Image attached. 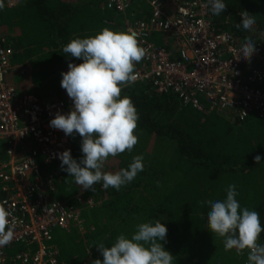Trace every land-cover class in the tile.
I'll list each match as a JSON object with an SVG mask.
<instances>
[{
  "label": "trees",
  "instance_id": "1",
  "mask_svg": "<svg viewBox=\"0 0 264 264\" xmlns=\"http://www.w3.org/2000/svg\"><path fill=\"white\" fill-rule=\"evenodd\" d=\"M163 1L172 6L173 0ZM224 3L227 6L219 16L210 12L215 31L230 33L242 42H264V0ZM3 5L0 39L7 36L4 43L13 50L8 80L16 93L62 100L66 105L72 101L60 86L61 73L68 70L69 63L81 61L64 53L63 47L103 28L125 32L123 21L132 11L137 18L150 15L146 0H133L125 14L107 8L106 0H25L15 8ZM243 11L256 21L251 32L236 27ZM150 41L177 51L173 40L160 33H152ZM121 96L130 97L137 110L134 134L138 142L131 152L110 156L102 170L119 171L142 155L143 171L131 183L119 191L105 190L101 183L92 191L84 190L59 164H40L41 172L51 180L46 192L50 202L79 212L78 223L53 231L60 264L103 260L96 246L110 247L118 235L130 237L138 224L155 221L167 228L166 243H161L173 255V264H244L248 250L225 251L223 238L207 227L209 209L204 205L225 199L228 186L236 185L241 207L258 212L264 226V118L253 112L240 119L204 99L203 110H199L182 103L174 91H156L150 82L127 84ZM70 138L72 157L79 161L81 137L74 133ZM257 155L262 157L259 164L254 160ZM4 157L2 142L0 159ZM257 243L264 244V232ZM22 248L10 246L7 254L12 256Z\"/></svg>",
  "mask_w": 264,
  "mask_h": 264
},
{
  "label": "built area",
  "instance_id": "2",
  "mask_svg": "<svg viewBox=\"0 0 264 264\" xmlns=\"http://www.w3.org/2000/svg\"><path fill=\"white\" fill-rule=\"evenodd\" d=\"M132 1L106 0V6L125 14ZM146 1L148 18H137L132 11L123 21L124 31L134 32L146 50L134 82H150L158 92L174 91L182 103L199 110L204 99L240 119L253 112L264 118V42L255 44L249 60H239L244 42L214 30L207 0H173L171 8L163 0ZM24 2L3 0L10 8ZM152 33L171 38L177 51L155 45ZM5 38L0 39V143H5L0 205L11 213L13 239L0 247V264H60L53 231L78 223L79 212L50 202L46 192L51 180L40 164L60 165L57 154L66 149L73 154L70 136L49 126L57 112L67 114L72 104L32 93L18 95L8 80L13 50ZM16 245L23 248L9 256L7 248Z\"/></svg>",
  "mask_w": 264,
  "mask_h": 264
},
{
  "label": "clouds",
  "instance_id": "3",
  "mask_svg": "<svg viewBox=\"0 0 264 264\" xmlns=\"http://www.w3.org/2000/svg\"><path fill=\"white\" fill-rule=\"evenodd\" d=\"M207 4L213 16H219L227 6L224 0H207ZM3 7L0 0V9ZM239 15L241 23L236 27L251 32L256 21L247 12ZM255 51V43L245 40L239 60H249ZM63 52L81 63H69L68 70L61 73L60 86L72 106L67 114L57 112L49 126L63 131L65 136L78 134L82 157L77 161L67 149L58 153L61 170L84 190L92 191L95 184L101 183L105 190L112 187L119 191L143 171V156L133 157L127 168L116 172L102 168L110 156L131 152L138 142L134 131L139 116L131 98L122 97L121 91L135 81L134 66L144 58L146 50L134 32L103 28L95 35L70 40ZM254 160L259 164L262 157L257 155ZM237 196L236 185H229L225 199L205 203L209 209L207 227L223 238L225 251L243 253L247 249V264H264V244L257 243L264 232L259 213L241 207ZM10 215L0 205V247L13 239ZM166 235L167 228L161 221L140 223L130 237L120 234L110 247L96 246L103 260L93 264H173V255L161 243H166Z\"/></svg>",
  "mask_w": 264,
  "mask_h": 264
},
{
  "label": "rangeland",
  "instance_id": "4",
  "mask_svg": "<svg viewBox=\"0 0 264 264\" xmlns=\"http://www.w3.org/2000/svg\"><path fill=\"white\" fill-rule=\"evenodd\" d=\"M168 8H171V5H168ZM56 231H57V233H60V234L63 235L62 230H56ZM56 231H55V232H56ZM217 251H218L219 253L223 252L221 249H217Z\"/></svg>",
  "mask_w": 264,
  "mask_h": 264
},
{
  "label": "crops",
  "instance_id": "5",
  "mask_svg": "<svg viewBox=\"0 0 264 264\" xmlns=\"http://www.w3.org/2000/svg\"><path fill=\"white\" fill-rule=\"evenodd\" d=\"M105 1V0H104ZM4 159H5V157H4Z\"/></svg>",
  "mask_w": 264,
  "mask_h": 264
}]
</instances>
